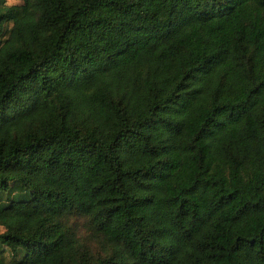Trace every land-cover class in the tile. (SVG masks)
Segmentation results:
<instances>
[{
  "label": "trees",
  "instance_id": "1",
  "mask_svg": "<svg viewBox=\"0 0 264 264\" xmlns=\"http://www.w3.org/2000/svg\"><path fill=\"white\" fill-rule=\"evenodd\" d=\"M0 264H264V0H0Z\"/></svg>",
  "mask_w": 264,
  "mask_h": 264
},
{
  "label": "clouds",
  "instance_id": "2",
  "mask_svg": "<svg viewBox=\"0 0 264 264\" xmlns=\"http://www.w3.org/2000/svg\"><path fill=\"white\" fill-rule=\"evenodd\" d=\"M6 4L10 5L14 2H16V0H5ZM7 231V229L4 227V225L0 224V235H3L5 232ZM5 264H7V262H5Z\"/></svg>",
  "mask_w": 264,
  "mask_h": 264
},
{
  "label": "rangeland",
  "instance_id": "3",
  "mask_svg": "<svg viewBox=\"0 0 264 264\" xmlns=\"http://www.w3.org/2000/svg\"><path fill=\"white\" fill-rule=\"evenodd\" d=\"M21 3V0H16V2H14V3H12V4H10V5H8V6H12V5H19Z\"/></svg>",
  "mask_w": 264,
  "mask_h": 264
}]
</instances>
